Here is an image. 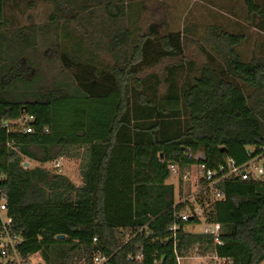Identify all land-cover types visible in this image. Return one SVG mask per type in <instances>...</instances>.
I'll use <instances>...</instances> for the list:
<instances>
[{
    "label": "trees",
    "instance_id": "trees-1",
    "mask_svg": "<svg viewBox=\"0 0 264 264\" xmlns=\"http://www.w3.org/2000/svg\"><path fill=\"white\" fill-rule=\"evenodd\" d=\"M42 1L63 10L68 6L67 0ZM4 5L5 0H0V25ZM246 7L249 16L264 15L254 0H246ZM210 29L224 70L203 66L182 99L174 100V108L182 103L189 116L185 132L174 138L153 137L149 143L138 139L139 143H134L126 134L119 138L128 110L129 67L113 68L116 91L106 90V96L96 97L90 89V98L84 97L85 109L70 111L69 117L74 116L77 122L67 128L54 120V107L64 102L80 103L83 98L69 97L59 88L38 94L32 103H15L7 99V88L23 78L19 74L22 64L2 77L0 171L7 179L1 186L8 197L10 233L22 239L18 249L23 258L41 254L43 264H61L60 252L66 255L84 249L88 254L86 264H93L96 251L111 257L109 264H177L174 251L185 257L199 250L232 264L264 261V183L229 182L219 186L225 200L213 205L209 221L221 227V246L209 236L185 232L181 222L175 242L171 240L175 189L165 184L170 178L168 163L186 164L181 157L185 149L192 148L204 154L211 168L226 158L242 165L249 160L248 147H264V96L250 101L241 87L264 89V64L241 61L236 48L244 36L218 33L215 26ZM130 38L129 30L114 35L106 51L113 54L121 50ZM147 38L143 36L135 47L132 64L143 58ZM23 114L35 116V133L7 135L3 124ZM9 142H13L12 147ZM71 147L86 151L82 187L60 174L23 167V157L47 163L59 159ZM61 235L65 238L58 240ZM138 252L143 254L141 262L127 260Z\"/></svg>",
    "mask_w": 264,
    "mask_h": 264
},
{
    "label": "rangeland",
    "instance_id": "rangeland-1",
    "mask_svg": "<svg viewBox=\"0 0 264 264\" xmlns=\"http://www.w3.org/2000/svg\"><path fill=\"white\" fill-rule=\"evenodd\" d=\"M67 2L63 10L42 0H5L0 25V82L13 66L22 64L19 74L23 78L9 85L7 99L29 104L38 94L59 88L69 97L83 98L80 103L64 102L54 107V120L63 128L77 122L69 113L77 107L85 109L90 89L96 97L106 96V90H117L113 75L116 66L132 71L127 85L128 110L123 118L126 124L119 138L126 134L134 143L137 139L149 143L153 137L165 140L183 134L189 125L188 112L182 103L174 108V100L182 99L203 66L224 70L223 59L212 45V41L216 42L211 36L213 26L219 28L218 33L244 36L236 48L243 63L255 60L264 64V15L249 16L246 0ZM255 3L264 11V0ZM124 30L131 33L129 42L113 54L107 52L110 39ZM145 35L148 38L143 58L132 64L133 51ZM241 87L250 101L264 96V89ZM59 159L63 164L60 173L49 162L22 158L25 168L60 174L74 186L82 187L85 148H67ZM165 184L177 188L175 178L170 177ZM206 256L208 264H232L212 253ZM58 257L61 264H86L88 254L78 249L66 255L60 252ZM33 259L43 264L41 254Z\"/></svg>",
    "mask_w": 264,
    "mask_h": 264
},
{
    "label": "built area",
    "instance_id": "built-area-1",
    "mask_svg": "<svg viewBox=\"0 0 264 264\" xmlns=\"http://www.w3.org/2000/svg\"><path fill=\"white\" fill-rule=\"evenodd\" d=\"M36 118L32 114H23L17 120H11L3 124L9 134H34ZM12 147L13 142L7 144ZM258 151V152H257ZM249 160L239 165L232 158H226L222 164L216 168H211L205 163V156L200 151L187 148L183 152L181 159L187 161L182 165L181 162H169L168 172L171 178L177 180L175 199L171 207L175 223L170 228L171 240L175 238L180 230L181 222L185 227L192 222L193 227H202L197 232L201 235L212 238L215 245L221 246V227L209 221V213L214 204L225 200V193L219 186L229 182H253L264 183V147L247 148ZM54 171L61 172L62 162L60 159L48 163ZM7 179L5 172L0 171V264H40L35 262L33 256L23 258L18 246L23 242L22 239L10 233V219L8 213V197L2 188V183ZM97 239H94L96 245ZM175 247V245H174ZM177 264H182L187 260L193 264H208L209 258L206 255L199 256L197 253L186 257L178 256ZM143 254L138 252L130 254L127 258L130 262H141ZM111 257L96 251L93 257V264H109ZM158 264V262H157Z\"/></svg>",
    "mask_w": 264,
    "mask_h": 264
},
{
    "label": "crops",
    "instance_id": "crops-1",
    "mask_svg": "<svg viewBox=\"0 0 264 264\" xmlns=\"http://www.w3.org/2000/svg\"><path fill=\"white\" fill-rule=\"evenodd\" d=\"M255 1V0H254ZM256 4V3H255ZM174 199H175V197H174ZM193 225L192 224H188L184 229H185V232H188V233H191V234H196V235H201V234H199L197 231H191V230H187V227H192ZM175 252V251H174ZM177 252V251H176ZM193 253H197L199 256H202V255H206V254H209V253H205V254H203V253H201V251H199V250H192V251H190L186 256H189L190 254H193ZM178 254V253H177ZM179 256V255H178ZM185 256V257H186ZM181 257V256H180ZM215 257L216 258H218L216 255H215ZM219 259V258H218ZM220 260H226V259H220ZM185 261H187V260H185ZM227 261V260H226ZM229 261V260H228ZM264 263V261L261 263V264H263ZM182 264H184V261L182 262Z\"/></svg>",
    "mask_w": 264,
    "mask_h": 264
},
{
    "label": "water",
    "instance_id": "water-1",
    "mask_svg": "<svg viewBox=\"0 0 264 264\" xmlns=\"http://www.w3.org/2000/svg\"><path fill=\"white\" fill-rule=\"evenodd\" d=\"M223 151H225V149H223ZM160 158H163V156L161 155L160 156ZM28 164H26V166H27ZM65 238V236H63V235H61V236H58V240H62V239H64Z\"/></svg>",
    "mask_w": 264,
    "mask_h": 264
}]
</instances>
